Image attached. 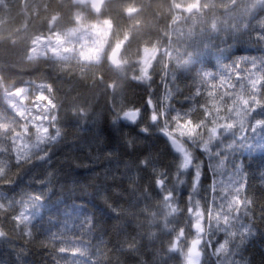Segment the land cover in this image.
<instances>
[{
	"label": "trees",
	"instance_id": "obj_1",
	"mask_svg": "<svg viewBox=\"0 0 264 264\" xmlns=\"http://www.w3.org/2000/svg\"><path fill=\"white\" fill-rule=\"evenodd\" d=\"M28 1L0 0V26L3 24L1 22H4L3 26L6 27L0 35V124L11 123L10 127L17 132L21 129L15 122L19 120L23 124L25 121L17 117L9 105L12 85L15 80L19 83L21 80L33 78L41 69L40 63L26 61L27 48L16 41L17 30H20L24 22L44 23L43 18L53 12L69 17L71 9L80 7L72 6L73 2L70 1L68 6H63L62 0H41L38 4L30 5ZM163 1L164 4L157 0L152 3L157 9L164 8L167 12L169 0ZM33 5L38 6V9H33ZM261 8L264 9V3ZM80 9H85L87 16L93 20V14L88 8ZM252 14L258 13L255 11ZM167 16H170L169 13ZM220 20L218 11H214L212 17L209 14V18L203 20L202 24L207 27L211 22H215L217 27L214 31L217 33L212 30L211 34H207V40L203 41L202 46L197 48L193 46L195 38L174 41L171 45L173 56L167 63L155 65L150 79H133L132 76L138 74V70L126 72L127 76H123L118 82L119 107H116L110 117L105 118L102 127L103 132L108 134L120 123L124 124L130 128L131 134L137 135L140 141L145 143V148L156 146L162 148L159 157L163 156V159H166L171 170L170 179L175 185L173 192L175 203L184 206L186 212L195 200L200 201V207L204 208L206 213L213 210V202L219 203L221 197L215 191L212 196L213 202L210 203L211 177L214 176V179L218 180L237 169L235 178L246 184L242 198L247 197L252 201L251 209L235 222L236 229H239L236 236L230 237L228 231H222L210 237L211 245L209 247L207 243L203 245L202 264H264V151L244 156L239 164V157L227 161L228 150L224 149L225 143H232L230 136H224L221 139H213L210 146L217 150L207 154L210 156L209 165L205 158L206 152L200 150L201 142L195 139L196 144L192 146L191 169L184 171L180 167L183 160L173 155L165 143V147L161 145L163 140L159 136L160 120L154 122L151 119L154 108L161 111L163 94L167 96L168 116L190 111L193 121L197 122L203 112L200 104H206L212 112L219 108L221 114H224L226 104H230L231 101L228 96L221 98V94L225 91L238 93L240 90L220 87L223 75L220 68L223 67L224 60L218 64L216 59L226 56L238 57L247 52L264 58L262 45L264 40H258L256 32L237 29L235 32L238 38L230 35L226 37L225 30L219 28L222 25ZM167 22L168 19L164 21V27ZM154 23L156 26L159 24L156 19ZM230 31L232 35L233 31ZM200 50L209 52L210 55L198 58L201 60L197 65L181 64L191 51ZM136 57H139L137 53L130 54L131 66ZM203 72L210 73L208 77L211 78L206 84L203 81L206 77ZM118 73L119 69L104 65L101 78L108 85ZM228 77L230 82L232 79L236 80L231 74H228ZM213 84L217 87L213 88ZM197 89L201 91V97L195 96ZM93 90V87L82 84L77 91L78 99L85 106H91L92 111H87L89 107L85 109V118L80 115L68 116L69 122L82 129H87L94 113L104 109L108 104L105 92L102 98L91 104V99L97 94ZM209 91L214 93L211 98L207 96ZM67 98L66 103L70 106L73 102L72 94L68 93ZM120 108L138 109L141 114L139 121L136 124H127L117 115ZM257 111L261 113L259 118H264V109ZM202 118L205 121L211 119L207 115H203ZM140 123L147 127L146 130L137 128ZM211 127L212 125L208 124V128ZM238 130L239 128L231 130L233 138H236ZM34 132L35 129L29 126L28 137L31 139H25L22 143L29 146L35 143ZM8 135L7 130L0 128V146H8ZM203 138L207 140L208 137L205 135ZM45 148L47 155L44 158L34 156L30 161L20 164L14 160L9 164L8 155H0V165L7 164V178L11 179V183L0 186V201L6 202L9 206V213L0 217V225H3V230L7 232L4 238H0V264H150L154 254L162 253L161 242L172 241L171 238L178 230L162 227L156 231L157 222L151 219L152 216L146 217L147 221H144L143 216L134 213L127 197L120 191L114 172L102 170V161L95 160L99 155L96 148L70 151L60 138ZM220 164L222 171H218ZM211 169L213 175L210 173ZM195 178H198L196 184L193 183ZM33 196L40 197L39 201H32ZM28 204H32V211L29 213L30 229L22 231L21 228L14 227L10 218L14 212L11 210H22V207ZM175 214L181 220L180 212L177 211ZM188 216L187 212L184 219ZM244 228L250 229L246 235L243 232ZM29 230L31 234L26 235ZM73 239L82 241L81 246L86 248L85 255L70 256L59 251V248L65 247ZM225 240H229L230 252L227 255L218 254L216 249ZM169 249L170 244L166 245L167 254Z\"/></svg>",
	"mask_w": 264,
	"mask_h": 264
},
{
	"label": "rangeland",
	"instance_id": "obj_2",
	"mask_svg": "<svg viewBox=\"0 0 264 264\" xmlns=\"http://www.w3.org/2000/svg\"><path fill=\"white\" fill-rule=\"evenodd\" d=\"M176 1L177 0H169V4L167 3L169 8L168 13L174 17H179L173 6L177 3ZM188 1L199 3L201 0ZM39 2H41V0H29L27 3L30 5L32 3L38 4ZM62 2H64V5L62 3L63 6H68V1L62 0ZM201 2L205 3L207 6L213 5V11L212 13H209L211 17L214 11L220 12L221 20L219 22L222 25L219 28L225 30L226 37L230 35V37L238 38L237 33L235 32L237 29L243 31L249 29L250 32H256L257 34L264 31V29L259 27V22L264 21V9L261 8L264 0H243V6L235 11L231 9V0H216L214 2L203 0ZM72 6L77 7L74 4ZM36 8L38 9V6L34 7L33 5V9ZM255 11H257L258 14L253 15L252 12ZM54 14L56 13L53 12L45 19L43 18L44 23L40 21H34L32 23L24 22L23 25L21 24L20 30H17L18 37L16 38V41L20 42V45H24V48H27L26 61L33 64L40 63L41 69L38 74L33 75V78L21 80V84L17 82L18 80H15L13 83V85H15H12L11 88L12 92L19 88H27L31 98V95L35 94L36 85L42 83L51 84L53 96L57 98L58 102L59 111L56 127L60 130L59 137L53 142L60 138L70 151L82 150L84 148H96L99 155L95 157V160L98 162L102 161V170L111 173L114 172L115 178L118 179V184L120 185V191H122V194L127 197V201L130 202V207H133L131 209L134 210L135 214L139 213L143 216L145 219L144 221H147L146 217L149 216V214L154 213L161 205L162 196L164 197L167 191L173 192L175 185L171 182V170L166 159H163V156L159 157L162 153V148L157 146L153 148L149 147V149H147L148 147L145 148V143L141 142L137 135L131 134L130 128L121 123L113 128L110 133L105 134V132H103L102 126L105 122V118L107 119V117H110L120 103V84L118 82L122 80L123 76H127L124 71H120V73L115 74L114 80L108 85L101 78L103 60L108 56L110 48L116 43L117 39H114L111 36V26L109 24L105 31L103 27H99L94 19L92 20L87 16L85 9H80V7L75 8L74 10L71 9L69 17L60 14L61 20L59 19V21L54 23V28L50 32L36 34L38 33V30L42 31L47 28H43V26L47 25L48 18L50 22ZM247 19L249 27L243 29L244 26L242 21ZM137 20L139 24L142 21L146 22L143 15L139 16ZM197 24H199L198 20L197 22L195 21V24L187 22V25L183 27H175L173 23L167 24L165 27L167 28L168 37L165 47H158L157 49L156 45H148V41H143L146 43V46L139 51L140 58H136L135 62H138L137 64L141 66V52L143 51L145 64L154 60H157V63L159 64L167 63V61L173 56L171 45L177 38H179L180 41H185L186 39L193 40V38H195L196 42L193 43V46L196 48L197 46L204 45L203 41L207 40V34H211L212 30H216L217 24L211 22L209 27L204 24L197 26ZM213 25L215 27H213ZM135 28L136 26L132 29ZM144 29H146V26ZM30 30H33L34 33L30 32ZM230 30L233 31L232 35ZM51 33H58L69 50L62 52L60 57L48 53L46 57L37 56V58L30 60L28 58L29 50L32 48L34 42L36 43L34 51L37 54L40 53V50L43 47L54 46L55 37H53V41L49 45H44L40 42V37L48 36ZM214 33L216 34L217 32L214 31ZM145 34L146 32L141 28L136 29L132 35H134L135 39H142ZM262 45L264 46V43ZM81 49H85L84 55L79 54ZM165 52H167V55H165ZM207 55H210L209 52L201 50L196 52L191 51L181 64L197 65L201 60L198 58H204V56ZM216 60L218 64L224 60V65L220 69L224 76L228 77V74H230V71L228 70L232 65L243 61L244 64H240V68H251L250 63L252 60H256L257 64H259L261 58L256 54L247 52L238 57L226 56L220 57ZM124 62L125 65L123 66L126 67L132 63V60H129L128 57L125 56ZM47 70L49 73H47ZM203 75L209 76L210 73L203 72ZM96 81L98 82L96 83ZM230 83L237 84L236 89L240 90L237 79H232ZM82 84H87L88 86L93 87V91L97 92L94 96L95 98L93 97L91 99V104L93 101V103H96L100 97L102 98L104 92L106 95L105 100H108V104L104 106V109L94 113L92 121L89 122L90 126L87 129H82L80 126L69 122L68 117L69 115L78 117L77 113L80 112V110H83L85 118V109L89 107L87 111H92L91 106H85L77 97V91H79ZM68 93H71L73 97V102L70 106L66 103ZM13 103L14 100L11 98L9 105L12 110L15 111L12 107ZM24 103L28 108L32 107L28 101H24ZM260 114L261 113L256 111L253 114V117L255 119H260ZM31 115L34 116L35 112L31 113ZM143 127L145 128V126L140 123L137 128L139 130H146V128L144 129ZM49 131L52 132L53 129L50 128ZM148 131L151 130L148 129ZM237 132L236 138H233L231 130H221V136L218 138L221 139L224 136H230L232 144L225 143L226 148H224L228 150L226 157L227 161H230V159L236 160L237 157H239V164L244 156H250L264 151V129L258 128L253 132L248 129L239 128ZM240 134H242V136ZM53 142L51 144H53ZM185 142L189 144V146H186L189 151L190 145L194 143V140L189 139ZM216 150L213 146H210L209 149H204L201 145V151L206 152L205 158L208 160L209 165L210 156L207 154L215 152ZM187 169H191V163ZM187 169H184V171ZM218 171H222V164H220ZM236 171L237 169L230 171L227 175H223L218 180H215L214 176H212V191L217 189L218 184H222V187L227 188L230 194L233 193L236 186L241 184V182L235 178ZM210 173L211 175L214 174L212 169L210 170ZM161 177L166 181L163 188L158 187L157 185V180ZM197 181L198 178H195L193 183L196 184ZM179 208L180 217L184 220L186 209L181 205H179ZM189 219L192 218L189 216L185 224V236L190 240L192 238V221ZM149 224H151V221ZM234 230L236 232L239 231L236 227ZM222 231L229 232L227 228L223 227L213 226L210 229L208 235L205 237L208 247L211 245L210 237L214 236L217 232ZM173 238L174 237H172L171 240H173ZM169 244L170 241L163 240L161 242L162 253L154 254L150 264H186L184 253L187 251V248L183 245V242H181L180 245L182 251H173L169 249V254H167L166 245Z\"/></svg>",
	"mask_w": 264,
	"mask_h": 264
},
{
	"label": "snow or ice",
	"instance_id": "obj_3",
	"mask_svg": "<svg viewBox=\"0 0 264 264\" xmlns=\"http://www.w3.org/2000/svg\"><path fill=\"white\" fill-rule=\"evenodd\" d=\"M243 6V0H233L231 3V9L233 11L240 9ZM205 7L204 4L198 6L185 4L182 0H179L177 11L180 13H194L202 10ZM55 20V17H53ZM248 19L242 21L243 29L249 27ZM213 27H215L213 25ZM259 27L264 29V21L259 22ZM55 37L53 47H43L40 53L37 54L34 49L36 43L34 42L32 48L29 50L28 58L31 60L37 58V56L46 57L48 53L54 56L60 57L62 52L68 50L65 42L60 38L58 33H51L48 36L40 37V42L44 45H49ZM258 39L264 40V31L257 34ZM85 49L80 50V55H84ZM167 55V52H165ZM87 58V57H86ZM156 62V61H153ZM144 63V53L141 52L140 69L138 74L132 76L136 80H146L151 78V69ZM114 65L119 68L120 62L113 61ZM244 64L243 61L232 65L228 71L231 76L235 77L239 83L240 91L228 92L225 91L221 94V98L228 96L231 103L226 104L223 113L219 108L215 112H212L206 107V104H200V108L203 112L198 117L197 122L193 121L191 112L177 113L175 115L168 116L165 113H161L154 108L151 119L153 121L163 120L164 131L166 135L172 138L173 144L177 150L183 154V163L180 165L182 169H187L190 165L191 154L188 151L185 141L192 139H199L204 149H209L213 139H218L221 136V130H232L236 128L248 129L253 132L256 129H264V118L255 119L253 114L258 109H264V58L257 64L256 60H252L251 68H240L239 65ZM254 70V71H253ZM220 87H227L235 90L237 84L230 83L227 76L221 75ZM211 77L206 76L203 78L204 83L208 82ZM213 79V78H212ZM213 88L217 87L215 84ZM214 93L209 91L207 96L213 97ZM196 97H201L202 93L199 89L195 91ZM11 97L14 100L12 107L15 109L16 116L25 121L23 124L15 122L21 131H15L10 127L11 123L0 124V128L8 131V146H0V155L7 154L9 164L11 161L20 164L26 161H30L34 156L36 158H44L47 155L46 145L51 144L60 135V130L56 127L58 121V102L57 98L53 96V89L51 84H39L36 85L35 94H29L27 88H19L11 93ZM24 101H28L32 107L28 108ZM199 103V101H196ZM215 107V105H214ZM35 112V115L31 113ZM82 118L84 117L83 110L77 113ZM118 116H122L125 119L132 120L133 122L138 118L139 110H124L120 108L117 111ZM210 116L211 119L205 121L202 116ZM223 121V122H221ZM208 124L212 127L208 128ZM35 129V143L31 146L23 144L25 139H31L28 137L29 126ZM53 129L52 132L49 130ZM204 129V131H201ZM174 130V131H173ZM207 135V140L203 137ZM183 138V139H181ZM8 167L6 165H0V186L11 183V179L7 178ZM199 175V173H197ZM166 181L164 178L157 180L158 187L163 188ZM246 184L241 182L236 186L233 193H229L227 188L222 187V184L217 185V194L221 197L220 202H213L214 209L206 210L200 207V201L195 200L191 206L187 209L189 216L192 218V238L189 240L185 236V229L180 228L173 240L170 241V249L173 251H182L181 242L187 248L184 253L186 264H202L203 258V245L206 243L205 237L208 235L210 229L213 226L223 227L229 230V236L234 237L237 235L235 229V222L238 218L251 209L252 201L247 197H241V192L246 189ZM219 189V191H218ZM230 197V198H229ZM32 201H39L40 197L33 196ZM163 202L168 209V214L171 215L178 211L177 207L173 206L175 203L174 193L167 191L163 197ZM23 204V202H22ZM14 212L11 215V220L14 227H19L23 231L24 229H30V215L32 211V204L25 205L21 209H12ZM9 213V206L6 202L0 201V217ZM244 234L250 232L249 228H244ZM30 235V230L25 233ZM7 232L3 230V225H0V238H4ZM82 245V241L71 240L65 247L59 248L61 253H67L70 256H82L86 254V248ZM218 254L227 255L230 252L229 240L223 241L216 249Z\"/></svg>",
	"mask_w": 264,
	"mask_h": 264
},
{
	"label": "flooded vegetation",
	"instance_id": "obj_4",
	"mask_svg": "<svg viewBox=\"0 0 264 264\" xmlns=\"http://www.w3.org/2000/svg\"><path fill=\"white\" fill-rule=\"evenodd\" d=\"M156 0H142L141 2H138V0H105L104 4L100 8L99 11L93 14L94 21L99 25V27H103L104 29L108 28V24L112 26L111 30L114 33H118L119 39H117L116 44L122 41L123 39L127 38V34L131 28L136 26V29H144L145 25L147 28H150L151 24L156 19L157 22H159L160 26L164 27V21L168 19V22L172 20V15L167 16L168 11L166 12L164 8L157 9L155 5L152 3ZM161 1L164 4L163 0H157ZM203 1V0H201ZM199 1L200 4H204L203 2ZM211 1V0H210ZM214 0H212L213 2ZM179 3V0L176 1ZM183 3L187 4H199L198 2H191V1H183ZM178 5V4H176ZM205 5V4H204ZM206 14L204 15L203 12L199 14H193L188 15L185 13H180L179 17L175 16V23L174 25L177 27H183L187 25V22H192V24L197 22L199 20L200 24H202L203 20L209 18V14L213 9V5L207 6ZM204 7V8H205ZM203 8V9H204ZM43 9V7H42ZM143 15L145 21H142L140 24L138 23L137 18L139 16ZM53 17H55V20H53ZM60 13H56L52 16V19L49 22V18L47 21V25L43 26V28H46L42 31H37L36 34H45V32H50L54 28V23L59 21ZM173 19V20H174ZM167 22V23H168ZM135 29V30H136ZM34 33V32H33ZM115 44V45H116ZM128 47V44L126 48ZM125 48V49H126Z\"/></svg>",
	"mask_w": 264,
	"mask_h": 264
},
{
	"label": "bare ground",
	"instance_id": "obj_5",
	"mask_svg": "<svg viewBox=\"0 0 264 264\" xmlns=\"http://www.w3.org/2000/svg\"><path fill=\"white\" fill-rule=\"evenodd\" d=\"M64 1H68V2L70 1V3H72L71 0H64ZM72 5H73V3H72ZM3 24L0 26V35H2V33L6 30L5 29L6 27H4ZM111 28H112V26H111ZM135 29L131 28L129 30L128 34H127V38L126 39H123L122 41H120L117 44L115 43L116 45L114 44L112 46V48H110V50H109L110 52H109L108 56L105 57L104 60H103L102 67L104 65H106L107 67L112 66L111 54H112V52L114 51V49L118 45H122V49H121V52L119 54V62H120L119 73H120V71H124L125 73L127 71H137V70L139 71L140 66L137 64L138 62H135V59L136 58H140V56L136 57L133 60V65L132 66H131V64L129 66H126V67H124L123 65H125V62H124L125 56L128 57V59H129L130 54L133 53V52L137 53L139 55V51L143 47L146 46V43H144L143 41H148L149 42L148 45H156L157 49H158V47L159 48L165 47V45H166L165 42H166L167 37H168L167 36L168 32H167V28L166 27L160 26L159 24H157V26H156V23L153 22L151 24L150 28L143 29L146 32V34H145V36L142 39H139V38L135 39L134 38V35H132V34H133L134 31H136ZM149 29H150V31H149ZM104 30L106 31L107 29H104ZM111 36L114 39H119L118 33L116 34V33L112 32V30H111ZM175 41L179 42L180 39L177 38V39H175ZM127 44H128V47L126 48ZM154 61H156V62L152 61L153 62V67L155 65H159V63H157V60H154ZM152 62H149L150 64L148 63L147 66L151 67L152 66ZM150 71H152V69ZM0 80H1V77H0ZM19 84H21V82H19ZM165 88H166V84H164V88L163 89L165 90ZM11 93H12V89H11ZM166 97H167L166 94H163L161 96V111L160 112L162 114L165 113V111L167 109L166 108ZM163 134H166V132L164 131V122L161 119L160 120V135H159L161 137V140H163V143H161V145H163V147H165V145H164V143H165L167 145L169 151L173 155L179 156L181 158V160H183V154L182 153H175L174 150L172 149L171 145L169 144V142L162 136ZM195 144L196 143L194 142L192 145H190V150H189L190 154H192V146H194ZM185 145L189 146V144H187L186 142H185ZM200 150H201V147H200ZM174 189H173V192H174ZM192 191H194V190L192 189ZM215 191H212V189H211V201H210L211 204L213 202V197L212 196L215 193ZM173 206L177 207L178 211H180L179 204L173 203ZM149 216L150 217L152 216L151 219H153V220H155L157 222L156 231L160 230L162 227H164L166 229H171V230L172 229L179 230L180 228H184L185 229V224H186L187 219L189 217L188 216V217H186V219H184V220L181 219L180 220V219H178V217H176L175 213L169 215L168 214V209H167V207L165 206V204L163 202V196L161 198V205L156 209V211L154 213L149 214ZM149 216H147V217H149ZM189 220L192 221V219H189ZM191 230H192V228H191ZM152 231L155 232V229H153Z\"/></svg>",
	"mask_w": 264,
	"mask_h": 264
},
{
	"label": "water",
	"instance_id": "obj_6",
	"mask_svg": "<svg viewBox=\"0 0 264 264\" xmlns=\"http://www.w3.org/2000/svg\"><path fill=\"white\" fill-rule=\"evenodd\" d=\"M77 3H80V4H89L92 11L94 12H97L100 10L101 6L103 5L104 1L105 0H75ZM193 6H197V5H193ZM177 8V7H176ZM199 12V11H197ZM195 13V12H194ZM192 14V13H191ZM121 49H122V45H118L114 51L112 52L111 54V63H112V66L113 67H116L113 63V61H119V54L121 52ZM125 119V118H124ZM139 119V115H138V118L133 122L132 120H129V119H125L127 122L129 123H135L137 122V120ZM168 142L169 144L171 145L172 149L174 150L175 153H181L180 151L177 150L176 146L173 144L172 142V138L169 137L168 135L166 134H163L162 135Z\"/></svg>",
	"mask_w": 264,
	"mask_h": 264
},
{
	"label": "clouds",
	"instance_id": "obj_7",
	"mask_svg": "<svg viewBox=\"0 0 264 264\" xmlns=\"http://www.w3.org/2000/svg\"><path fill=\"white\" fill-rule=\"evenodd\" d=\"M66 50H69V49H66Z\"/></svg>",
	"mask_w": 264,
	"mask_h": 264
}]
</instances>
